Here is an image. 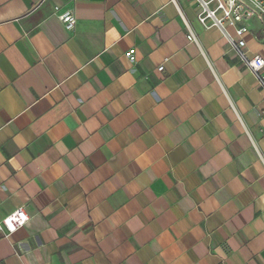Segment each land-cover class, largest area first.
Returning a JSON list of instances; mask_svg holds the SVG:
<instances>
[{
  "label": "crops",
  "instance_id": "1",
  "mask_svg": "<svg viewBox=\"0 0 264 264\" xmlns=\"http://www.w3.org/2000/svg\"><path fill=\"white\" fill-rule=\"evenodd\" d=\"M197 12L0 0V264H264V91Z\"/></svg>",
  "mask_w": 264,
  "mask_h": 264
},
{
  "label": "built area",
  "instance_id": "2",
  "mask_svg": "<svg viewBox=\"0 0 264 264\" xmlns=\"http://www.w3.org/2000/svg\"><path fill=\"white\" fill-rule=\"evenodd\" d=\"M174 2V0H170ZM198 6L196 20L204 29H217L227 39L228 45L234 52L235 56L242 62L245 68L256 79L259 87L264 91V59L260 56L246 57L243 52L245 42L243 35L248 31V23L256 20L264 26V0H195ZM214 6H211V4ZM59 21L65 30L71 32L76 24V19L72 11L68 10L58 15ZM185 27L188 24L185 22ZM233 29L237 36L234 41L228 34L227 29ZM186 38L191 43H196V38L190 32H187ZM163 65L157 67V71L163 70ZM28 220L23 207L15 209L0 221V233L8 237L16 230L21 228Z\"/></svg>",
  "mask_w": 264,
  "mask_h": 264
},
{
  "label": "rangeland",
  "instance_id": "3",
  "mask_svg": "<svg viewBox=\"0 0 264 264\" xmlns=\"http://www.w3.org/2000/svg\"><path fill=\"white\" fill-rule=\"evenodd\" d=\"M260 27H261V33L262 35H264V26L260 24Z\"/></svg>",
  "mask_w": 264,
  "mask_h": 264
}]
</instances>
